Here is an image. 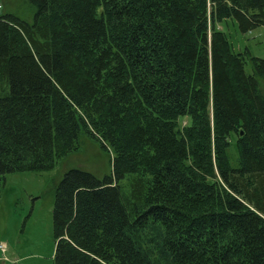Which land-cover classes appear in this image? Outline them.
<instances>
[{
	"label": "trees",
	"instance_id": "1",
	"mask_svg": "<svg viewBox=\"0 0 264 264\" xmlns=\"http://www.w3.org/2000/svg\"><path fill=\"white\" fill-rule=\"evenodd\" d=\"M29 1L0 13V180L83 133L113 154L57 185L54 264H264V59L218 27L264 0Z\"/></svg>",
	"mask_w": 264,
	"mask_h": 264
},
{
	"label": "rangeland",
	"instance_id": "2",
	"mask_svg": "<svg viewBox=\"0 0 264 264\" xmlns=\"http://www.w3.org/2000/svg\"><path fill=\"white\" fill-rule=\"evenodd\" d=\"M0 13L32 22L35 7L29 0H0ZM233 51L264 59V25L243 31L235 17L218 23ZM245 68L252 71L247 57ZM234 153V151H233ZM112 151L83 133L80 147L45 170L6 172L0 180V264H54L55 192L70 168L92 172L100 179L112 169ZM4 244V245H1Z\"/></svg>",
	"mask_w": 264,
	"mask_h": 264
},
{
	"label": "water",
	"instance_id": "3",
	"mask_svg": "<svg viewBox=\"0 0 264 264\" xmlns=\"http://www.w3.org/2000/svg\"><path fill=\"white\" fill-rule=\"evenodd\" d=\"M243 132H241V134H242Z\"/></svg>",
	"mask_w": 264,
	"mask_h": 264
}]
</instances>
